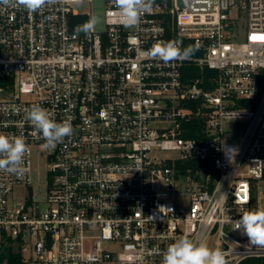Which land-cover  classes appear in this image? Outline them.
Segmentation results:
<instances>
[{
  "label": "built area",
  "instance_id": "obj_1",
  "mask_svg": "<svg viewBox=\"0 0 264 264\" xmlns=\"http://www.w3.org/2000/svg\"><path fill=\"white\" fill-rule=\"evenodd\" d=\"M103 2L104 30L87 38H74L91 22L82 3L35 13L0 4V134L28 145L22 178L0 170V252L12 245L25 264H161L187 236L227 264H264V247L232 223L264 211V39L253 38L264 37V0L154 1L135 28ZM173 40L198 50L167 64L149 55ZM187 66L213 71V87L187 79ZM33 104L74 133L43 147L24 118ZM203 116L201 138L185 137V123ZM235 121L245 122L240 139ZM20 186L28 194L10 204Z\"/></svg>",
  "mask_w": 264,
  "mask_h": 264
},
{
  "label": "clouds",
  "instance_id": "obj_2",
  "mask_svg": "<svg viewBox=\"0 0 264 264\" xmlns=\"http://www.w3.org/2000/svg\"><path fill=\"white\" fill-rule=\"evenodd\" d=\"M68 0H0L4 6H22L29 13H35L46 7L63 4ZM76 4L82 0H73ZM116 8L123 17L125 28L138 27L142 12L152 8L154 0H113ZM94 25L86 22L74 29V38L83 33L85 37L91 35ZM198 50L197 46L182 47L181 41H166L154 45L149 55L167 64L172 61L191 59ZM25 120L35 128L45 141L43 147L54 149L57 144L74 133L70 120L57 122L52 113L33 104L24 109ZM28 145L23 135L8 136L0 134V170L22 178L25 172L24 156ZM235 229H243V234L249 238L253 245L264 247V211L251 209L243 212L240 219L232 222ZM225 253L220 249L209 248L206 243L196 241L184 236L171 243L162 254L161 264H227Z\"/></svg>",
  "mask_w": 264,
  "mask_h": 264
},
{
  "label": "rangeland",
  "instance_id": "obj_3",
  "mask_svg": "<svg viewBox=\"0 0 264 264\" xmlns=\"http://www.w3.org/2000/svg\"><path fill=\"white\" fill-rule=\"evenodd\" d=\"M78 11L84 14H88L90 16V20L93 27L96 31H103L104 30V2L103 0H84V2L80 5H76L75 7ZM245 32L241 30L238 33V38L240 40L244 39ZM245 122L235 121L231 123L232 126H235L237 129H240L241 131H238L237 139L241 138L244 129L242 128L244 126ZM228 127V126H227ZM226 127V129H227ZM226 141H230L229 138L226 137ZM153 156L157 157L160 160H170V159H177L178 153L173 151H155ZM33 188L35 190H38L40 187L42 190V197L46 194V186H47V174L46 169L39 165L37 163V166L33 170ZM29 189L23 188V187H16L14 189L13 195L10 196V204L14 202V200H22L26 197L28 194ZM26 257H29L30 254L27 252L25 253Z\"/></svg>",
  "mask_w": 264,
  "mask_h": 264
},
{
  "label": "trees",
  "instance_id": "obj_4",
  "mask_svg": "<svg viewBox=\"0 0 264 264\" xmlns=\"http://www.w3.org/2000/svg\"><path fill=\"white\" fill-rule=\"evenodd\" d=\"M154 1H170V0H154ZM184 76L187 79H197L201 78L203 80V87L205 89H210L213 87L210 78L214 76V72L208 69L201 70L197 66H187L184 69ZM190 107L195 108L197 102H189ZM205 117H192L188 122L185 123V133L184 136L187 138L200 139L201 134L205 128ZM195 167L196 165L190 164V166ZM3 251L0 252V264H25L24 255L22 252H16L12 245L3 246Z\"/></svg>",
  "mask_w": 264,
  "mask_h": 264
},
{
  "label": "snow or ice",
  "instance_id": "obj_5",
  "mask_svg": "<svg viewBox=\"0 0 264 264\" xmlns=\"http://www.w3.org/2000/svg\"><path fill=\"white\" fill-rule=\"evenodd\" d=\"M254 39H264V37H253Z\"/></svg>",
  "mask_w": 264,
  "mask_h": 264
}]
</instances>
